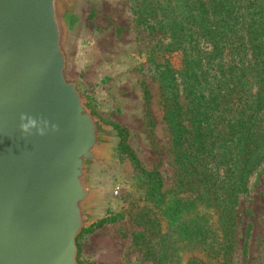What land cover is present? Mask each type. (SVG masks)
I'll return each mask as SVG.
<instances>
[{
  "label": "water",
  "instance_id": "95a60500",
  "mask_svg": "<svg viewBox=\"0 0 264 264\" xmlns=\"http://www.w3.org/2000/svg\"><path fill=\"white\" fill-rule=\"evenodd\" d=\"M85 6L0 0V264H81L77 237L106 212L120 136L67 74Z\"/></svg>",
  "mask_w": 264,
  "mask_h": 264
},
{
  "label": "trees",
  "instance_id": "16d2710c",
  "mask_svg": "<svg viewBox=\"0 0 264 264\" xmlns=\"http://www.w3.org/2000/svg\"><path fill=\"white\" fill-rule=\"evenodd\" d=\"M130 1L137 23L159 34L157 50L181 55L179 67L166 59L156 64L178 167L174 196L165 197L160 173L140 164L128 132L113 124L120 136L117 155L131 161L145 199L205 245L211 225L192 215L211 208L219 235L208 251L214 264H232L235 206L249 177L264 174L263 0ZM120 217L109 212L94 225ZM199 260L186 264H206Z\"/></svg>",
  "mask_w": 264,
  "mask_h": 264
},
{
  "label": "rangeland",
  "instance_id": "374dc122",
  "mask_svg": "<svg viewBox=\"0 0 264 264\" xmlns=\"http://www.w3.org/2000/svg\"><path fill=\"white\" fill-rule=\"evenodd\" d=\"M87 4L86 31L81 28L74 38V56L67 74L79 82L95 114L128 132L127 143L140 164L160 173L165 197L172 198L177 190L178 167L164 118L156 64L166 59L179 67L181 55L157 50L159 34L137 23L130 0H88ZM139 179L131 161L120 159L116 148L106 176L110 194L104 217L109 212L121 217L80 233L79 262L186 264L194 257L214 264L207 246L219 235L214 230V211L199 209L197 218L192 215L200 223L211 225L213 231L205 245L199 238H190L182 226L170 223L145 199L144 184ZM235 214L232 264H264V174L249 177Z\"/></svg>",
  "mask_w": 264,
  "mask_h": 264
},
{
  "label": "clouds",
  "instance_id": "9594fccd",
  "mask_svg": "<svg viewBox=\"0 0 264 264\" xmlns=\"http://www.w3.org/2000/svg\"><path fill=\"white\" fill-rule=\"evenodd\" d=\"M21 123L19 128L23 134H30L31 129L37 126V121L35 118L28 116L26 114H21L20 116ZM55 127V126H53ZM40 134H43L42 129H37Z\"/></svg>",
  "mask_w": 264,
  "mask_h": 264
},
{
  "label": "crops",
  "instance_id": "0c3cea01",
  "mask_svg": "<svg viewBox=\"0 0 264 264\" xmlns=\"http://www.w3.org/2000/svg\"><path fill=\"white\" fill-rule=\"evenodd\" d=\"M87 1H88V0H86V6L88 5V4H87ZM86 6H85V10H86ZM85 10H84V17H85V15H86ZM84 17H83V24H82V26L84 25V26L82 27L83 29H85V27H86V25H85L86 23L84 22V20H85ZM86 17H87V16H86ZM85 31H86V29H85Z\"/></svg>",
  "mask_w": 264,
  "mask_h": 264
}]
</instances>
